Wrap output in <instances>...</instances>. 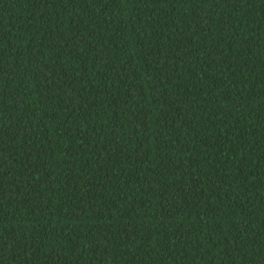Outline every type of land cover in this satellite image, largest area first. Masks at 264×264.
Returning <instances> with one entry per match:
<instances>
[{"label": "trees", "instance_id": "obj_1", "mask_svg": "<svg viewBox=\"0 0 264 264\" xmlns=\"http://www.w3.org/2000/svg\"><path fill=\"white\" fill-rule=\"evenodd\" d=\"M0 264H264V0H0Z\"/></svg>", "mask_w": 264, "mask_h": 264}]
</instances>
